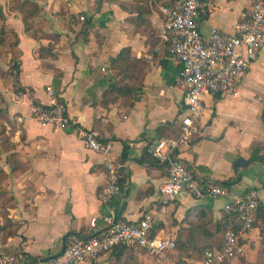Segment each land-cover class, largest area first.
Returning a JSON list of instances; mask_svg holds the SVG:
<instances>
[{
    "label": "crops",
    "instance_id": "0c3cea01",
    "mask_svg": "<svg viewBox=\"0 0 264 264\" xmlns=\"http://www.w3.org/2000/svg\"><path fill=\"white\" fill-rule=\"evenodd\" d=\"M34 1L40 7L36 20L44 30L38 37L25 29L19 11L8 9L10 0H0L7 7L1 22L18 37L17 77L25 87L24 92H15L9 61L0 64V92L12 122L4 121L8 138L0 142V166L6 172L0 191L14 196V203L6 207L11 225H6L0 212V241L12 251L46 257L61 250L68 232H90L91 215L98 216V230L103 226L101 215L110 207L125 219L152 211L156 221L151 233L176 241L165 257L130 246L75 264H204L199 250L221 240L228 215L224 202L249 188L264 193V40L234 90L203 95L199 131L174 152L201 181L237 177L227 187L229 196L196 198L181 190L162 207L160 185L169 165L144 152H151L158 137L173 134L184 112L180 64L158 35L164 16L161 6L173 0ZM250 4L251 0H216L215 7H203L196 16L201 33L206 35L213 26L234 31V22ZM85 21L89 25L84 31ZM49 43H53L50 54L38 56L39 46ZM123 47L142 61H129L130 67L120 72L111 58ZM119 80L136 86L130 105L121 96L116 100L102 96ZM48 84L74 117L71 127L40 125L30 116L32 97L49 101ZM81 129L96 131L101 142H109L110 151L84 148ZM237 156L248 161L234 165ZM7 157L16 158L20 165L14 168ZM109 157L124 162L123 187L103 204L98 194L106 182L104 161ZM261 237L257 223L242 235V251L229 261L239 263L244 257L256 262L263 247Z\"/></svg>",
    "mask_w": 264,
    "mask_h": 264
},
{
    "label": "built area",
    "instance_id": "2783aa9c",
    "mask_svg": "<svg viewBox=\"0 0 264 264\" xmlns=\"http://www.w3.org/2000/svg\"><path fill=\"white\" fill-rule=\"evenodd\" d=\"M216 0H174L171 6L162 5L163 20L159 27V38L168 43V51L180 64L179 81L183 87L184 112L178 120V133L174 136L158 137L151 146L152 155L169 165L168 176L160 185L162 207L173 201L181 190L196 198L229 196L226 186L199 180L193 170L177 160L174 152L199 131L198 120L204 109L203 95H216L232 91L237 79L257 57L264 40V0H251L250 7L242 11L234 22V31L228 32L217 26L206 35L200 31L196 16L200 9L215 7ZM83 18V16H80ZM46 103L30 101L29 114L40 125L71 127L74 117L68 114L66 103L48 84ZM20 121L21 116L17 117ZM84 148L102 153L110 151L109 142H101L97 132L81 129ZM106 182L99 191L101 203L108 204L122 190L120 182L124 162L111 157L104 161ZM224 209L231 213L237 228L224 231L220 247L206 248L204 264H223L242 251V235L257 223L264 224V193L256 188L231 196L224 202ZM102 231L97 234L68 232L58 253L40 257L33 261L21 250L12 251L0 242V264H75L90 262L101 252L118 245H129L147 250L159 257L176 247L174 237L151 233L156 221L154 212L147 211L137 219H125L110 207L101 215ZM97 215L88 221L92 230L97 228Z\"/></svg>",
    "mask_w": 264,
    "mask_h": 264
},
{
    "label": "trees",
    "instance_id": "16d2710c",
    "mask_svg": "<svg viewBox=\"0 0 264 264\" xmlns=\"http://www.w3.org/2000/svg\"><path fill=\"white\" fill-rule=\"evenodd\" d=\"M172 1V0H171ZM174 1V0H173ZM172 1V2H173ZM172 2L168 3V6H171ZM12 9H15L17 11L20 12V14L22 15V19L24 22V27L25 29L29 30L32 29L33 30V34L35 37L41 36L43 35V29L42 26L40 24H38L37 20H36V16L39 13L40 7L37 4L36 1L34 0H13V4H12ZM89 25V21H85L84 25H83V30L85 31V29L87 28V26ZM54 37H57V34H53ZM52 35V36H53ZM13 41V42H11ZM17 43H18V37L17 34L10 30L7 29L5 27H0V47L5 49V45H11L12 46V51L11 52V56L9 58V72H11L12 76H13V80H12V85H13V90L15 92H24L25 91V87L22 86L18 80V72H19V65H18V49H17ZM53 43H49L48 45L44 46V45H40L38 48V56L43 57L44 55L50 54L49 50L52 48ZM13 52V53H12ZM112 63H114V65H116V67L119 68L120 72H124L125 70H127L130 67V62L129 61H142L141 58H136L135 56H132L130 54V51L127 47H123L119 50V52L113 56L111 58ZM6 71L1 70V73L4 74ZM8 72V71H7ZM136 86H134L133 84L130 83V81H123V80H119L118 82H113L110 84L109 87H107V89H105V91L103 92L102 96L104 99H117L119 96L123 97V102L125 104H131L132 103V98H133V92L135 91ZM0 101L4 102V97L0 92ZM31 101L33 102H39L37 99L33 98L31 99ZM5 103H7V101L5 100ZM6 106H2L0 104V119L2 118L4 121L7 120L9 123H12L10 121V118L7 116V113L5 111ZM160 127L157 129L158 134H160ZM178 133V124H177V129H175V131L173 132V134H171L170 136H174ZM8 137H5L2 140V143L5 139H7ZM102 141V140H101ZM126 150H127V145L126 143L124 144V148L122 151V155L121 157L123 158L126 155ZM147 154H151V157L153 159H155V157H153L152 155V151L151 152H144V155ZM254 157L256 158H260V155H254ZM143 160V159H140ZM7 161H9L12 165H16L14 168L18 167L20 164L17 162L16 158H11V157H7ZM164 163H167L166 161H164ZM168 164V163H167ZM6 177V172L5 170L1 167L0 168V187L2 186V182L4 180V178ZM237 180V177H233V178H228L226 180L223 181H209L210 184H218V185H223V186H230L232 183H234ZM120 182H122V179L120 178ZM14 203V196L12 193H8L6 191L1 190L0 191V206L1 208V213L2 216L4 218V221L6 222V225H11V220L10 218L7 216L8 215V210L6 209V207L11 206ZM117 215H119V212L117 211ZM225 225L223 227L222 230V237L221 240H217L215 243L211 244V245H207L205 247H202L199 252H201V255L203 257V252L206 248H210V247H220L222 244V240H223V234L224 231L228 228H233L236 229L237 225L236 222L234 221L233 216L231 215V213L228 212L227 215V220L225 221ZM260 226V231H261V241L263 243V247L262 250L260 252V255L258 257V260L254 263L252 262H248L244 259V257H240V262L238 264H264V224L263 223H258ZM5 226V224H4ZM2 228L3 225H2ZM102 231V229H98V230H91L90 232L86 233V236L92 235V234H97L99 235V233ZM10 232H12L10 230ZM72 232V231H70ZM2 242V241H0ZM241 242V240H240ZM120 246H122L120 248ZM126 247H130L129 245H118L116 247H114L113 249H115L118 252H122L126 249ZM37 258L40 257H36V256H29L27 255V260L29 261H33ZM228 260H225L223 262V264H226Z\"/></svg>",
    "mask_w": 264,
    "mask_h": 264
},
{
    "label": "rangeland",
    "instance_id": "374dc122",
    "mask_svg": "<svg viewBox=\"0 0 264 264\" xmlns=\"http://www.w3.org/2000/svg\"><path fill=\"white\" fill-rule=\"evenodd\" d=\"M12 4H13V0H10L9 2V5H8V9H12ZM4 8H7L3 2L0 3V27H5L4 23L1 22L3 21V11H4ZM13 42V41H11ZM8 49H9V52L12 51V46L11 45H5V49L1 48L0 47V64L3 65L4 64V61H7L9 60V55H8ZM13 53V52H12ZM0 104L2 106H6L7 103H5V99H4V102L0 101ZM5 137H8V134L6 133V130H5V124H4V120L1 118L0 119V142H2V140L5 138ZM1 145V143H0ZM3 145V144H2ZM1 168V166H0ZM226 264H233L231 263V261H227ZM235 264H238V263H235Z\"/></svg>",
    "mask_w": 264,
    "mask_h": 264
},
{
    "label": "water",
    "instance_id": "95a60500",
    "mask_svg": "<svg viewBox=\"0 0 264 264\" xmlns=\"http://www.w3.org/2000/svg\"><path fill=\"white\" fill-rule=\"evenodd\" d=\"M246 161H248V159H244L241 156H237L236 159L234 160V165L244 164V162Z\"/></svg>",
    "mask_w": 264,
    "mask_h": 264
}]
</instances>
